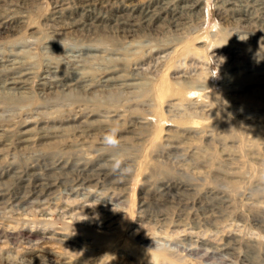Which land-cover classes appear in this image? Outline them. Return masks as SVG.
<instances>
[{"label":"rangeland","instance_id":"obj_1","mask_svg":"<svg viewBox=\"0 0 264 264\" xmlns=\"http://www.w3.org/2000/svg\"><path fill=\"white\" fill-rule=\"evenodd\" d=\"M0 264H264V0H0Z\"/></svg>","mask_w":264,"mask_h":264},{"label":"clouds","instance_id":"obj_2","mask_svg":"<svg viewBox=\"0 0 264 264\" xmlns=\"http://www.w3.org/2000/svg\"><path fill=\"white\" fill-rule=\"evenodd\" d=\"M121 128L119 124L110 126L102 136V146L109 154V159L104 162V167L109 169L113 174H127L131 167L125 163L126 157L121 149V140L119 133Z\"/></svg>","mask_w":264,"mask_h":264},{"label":"bare ground","instance_id":"obj_3","mask_svg":"<svg viewBox=\"0 0 264 264\" xmlns=\"http://www.w3.org/2000/svg\"><path fill=\"white\" fill-rule=\"evenodd\" d=\"M145 18V17H144ZM244 18V17H243ZM85 24V23H84ZM82 27V26H81ZM85 27V26H84ZM161 87H163V85L161 86ZM167 87V86H166ZM165 88V87H164ZM80 89V88H79ZM13 91V90H12ZM68 92H69V89L67 90ZM67 91H64V92H67ZM48 92V91H47ZM67 92V93H68ZM116 92V91H115ZM16 93V92H15ZM19 93H20V91H19ZM52 93V92H51ZM62 93V92H61ZM75 93V92H74ZM111 93V92H110ZM8 94H11V93H9L8 92ZM63 94V93H62ZM72 94V93H71ZM17 95H20V94H17ZM70 95V94H69ZM111 95V94H110ZM7 96V95H6ZM66 96V95H65ZM76 97V96H75ZM91 97V96H90ZM116 97V96H115ZM8 98V97H7ZM10 98H13V97H10ZM65 98V97H64ZM81 98V97H80ZM34 155V154H33ZM42 192V191H41ZM40 192V193H41ZM38 193V192H37ZM19 195V194H18ZM44 212V211H43ZM39 213V212H38ZM40 214H43L44 215V213H40ZM98 236V235H97ZM30 259V258H29Z\"/></svg>","mask_w":264,"mask_h":264}]
</instances>
